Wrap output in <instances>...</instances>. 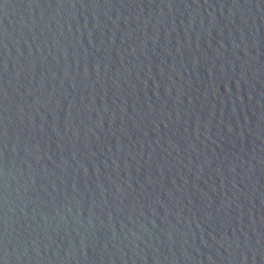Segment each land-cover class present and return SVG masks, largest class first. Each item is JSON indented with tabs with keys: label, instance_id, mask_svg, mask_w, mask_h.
Wrapping results in <instances>:
<instances>
[{
	"label": "water",
	"instance_id": "obj_1",
	"mask_svg": "<svg viewBox=\"0 0 264 264\" xmlns=\"http://www.w3.org/2000/svg\"><path fill=\"white\" fill-rule=\"evenodd\" d=\"M0 264H264V0H0Z\"/></svg>",
	"mask_w": 264,
	"mask_h": 264
}]
</instances>
